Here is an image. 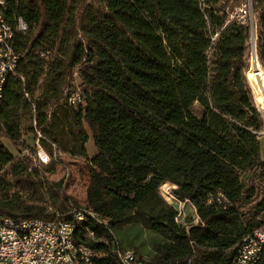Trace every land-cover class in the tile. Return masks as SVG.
<instances>
[{
  "label": "trees",
  "instance_id": "16d2710c",
  "mask_svg": "<svg viewBox=\"0 0 264 264\" xmlns=\"http://www.w3.org/2000/svg\"><path fill=\"white\" fill-rule=\"evenodd\" d=\"M227 2L10 3L7 16H21L33 28L15 38L24 81L9 77L0 98V179H11L10 188H1L10 197H0V215L52 218L38 185V168L29 173L2 138L19 146L27 136L33 140L34 117L47 151L52 142L58 150L84 158L86 124L97 152L89 164L84 207L106 218L108 226L88 220L77 228L78 240L87 242L85 230L90 228L97 238L114 243L111 231L119 234L137 223L160 237L144 264H231L240 239L264 225V158L244 76L247 23L231 19L216 45L212 40L228 20ZM251 4L260 28V62L255 66L264 72V0ZM43 48L54 49V55L45 60L36 52ZM75 68L85 88V106L52 104ZM23 91L35 97L28 101ZM195 103L202 110L199 118L191 111ZM214 118L230 119L228 136L211 125ZM165 181L174 185L172 193ZM216 191L231 206L206 204V197ZM160 194L177 197V202L187 199L204 226L186 228L189 220L177 223L176 209ZM64 199L68 204L60 203L61 212L69 204L80 205L68 195ZM88 244L107 251L97 264H121L108 244ZM255 264H264V249Z\"/></svg>",
  "mask_w": 264,
  "mask_h": 264
},
{
  "label": "built area",
  "instance_id": "2783aa9c",
  "mask_svg": "<svg viewBox=\"0 0 264 264\" xmlns=\"http://www.w3.org/2000/svg\"><path fill=\"white\" fill-rule=\"evenodd\" d=\"M16 2L18 0H0V98L2 97L5 82L9 77H18L22 82L24 81V77L18 72V62L21 54L15 48V38L19 33L26 34L33 28V25L29 24L21 16H15L12 19L7 16L10 3ZM249 5L251 6V1H249ZM242 12L246 14V10L243 9ZM252 16H254L253 12ZM253 31L254 21L250 25V33ZM214 39L215 36L212 37V40ZM36 52L45 58V60H48L54 55L55 50L43 48L36 50ZM253 52L257 58L255 41H251V55ZM244 76L252 102L256 107L253 87L245 72ZM23 95L28 101H31L33 96L24 91ZM52 104L77 109L85 106L86 97L79 85L70 79ZM34 110L35 105L32 103V112ZM31 126L35 130V136L32 140L35 146V153L31 165L26 166L29 173H32L33 167L42 168L49 165L53 159L63 160L67 156L82 158L58 150L52 142H50L51 152L47 151L42 146V140L45 138L37 130L36 119L34 117L31 120ZM258 133L260 134L262 131ZM22 142L24 141L22 140ZM89 157L86 155L84 159L91 165V158ZM186 204H189L193 211V215L187 222L186 228L191 226L203 227L204 222L197 215L196 208L187 199ZM206 204H213L223 208L231 206V203L224 197L221 191L209 194L206 197ZM81 211L94 212L82 205L74 206L69 204L64 212H51L52 218L50 219H17L3 215V222H0V260H2V264H97L95 263V258H93V250L95 248L88 244V241H93L91 235L85 231L87 242L78 240L76 235V231L82 225V223H77V216ZM96 216L98 224H101L104 228V224L108 220L100 217L97 213ZM183 218H185V210L181 213V217H175V221L180 223ZM16 227H26L27 237L16 235ZM108 240L110 239L108 238ZM108 240L104 239V243L109 245L111 253L115 255L117 260H120L121 264H144L143 259L138 257L137 254L126 255V253L121 252L119 245L111 243ZM263 249L264 225L250 231L240 239L231 264H255L261 257ZM106 256L107 251L102 248V257Z\"/></svg>",
  "mask_w": 264,
  "mask_h": 264
},
{
  "label": "rangeland",
  "instance_id": "374dc122",
  "mask_svg": "<svg viewBox=\"0 0 264 264\" xmlns=\"http://www.w3.org/2000/svg\"><path fill=\"white\" fill-rule=\"evenodd\" d=\"M87 1H91V0H87ZM249 1L251 0L240 1V2L235 0L234 1L228 0L227 7H225V9L228 12V18H227L228 20L224 23L222 29L217 30L218 34L217 32L214 34L215 39L213 40V44L216 45V43L218 42L217 35H221L227 32V30L229 29V22H228L229 20L239 17V18H243V20L247 23L248 40H247V49H246V63L244 69H246L245 73L247 75V72L250 68L249 66L252 67L251 68L252 70H249V78L252 83L251 85H253L252 87L254 88L253 89L254 98L256 100L257 108L254 105L253 106L256 110L258 122L260 125V130L258 132L262 131V133L260 134L258 133V135L261 139V145H260V150L262 152L261 156L264 157V73L263 70L261 69L257 70L255 66L258 57L257 58L255 57L254 52L251 55V41L252 42L255 41L257 47L260 28H259L257 13L253 11L252 4L251 6L249 5ZM95 4L100 6L98 1H96ZM243 9L246 10V14H243L242 12ZM252 12L254 16H252ZM253 21H254V31L250 33V25H252ZM255 70H257V73H255ZM70 79H72L74 83L79 85L82 92H85L84 86L81 85V79L79 77L77 68H75V72L72 73ZM258 101L261 106L258 104ZM191 111L198 118L201 117L202 115V110L198 103H195L192 106ZM213 115L214 114H210L209 117L213 118L214 117ZM210 123L222 135L228 136L232 131L233 126L229 118H226V120H221V119L219 120L214 118L211 119ZM244 123H247V121H244ZM84 127L88 134V141L85 143V150H86V154L90 156L89 158L92 159L94 154H96L97 150L93 143L89 127L86 124L84 125ZM2 141L5 144V146L8 148V150L12 153L14 158L23 159L24 162L26 163V166L31 165L35 153V146L33 144L31 137L28 136L25 137L23 145L20 146L14 144L6 137H3ZM8 170L9 169L5 167V171L8 172ZM38 170H39L38 175L42 177V182H38V185L43 193L44 201H45L44 203L46 204L48 211L50 213L53 211L61 212L59 207L61 202L64 203L63 205L65 206L66 204H68V201H65L64 199V195L70 196L72 199H75L80 205L84 206L83 200L85 199V195H86L85 191H86V186L88 183V175H89V163L84 158H78V157L73 158L67 156L63 160L53 159L49 165L42 168H38ZM4 179H5L4 182L3 180L0 179V183H1L0 197L3 200L6 199L8 200L10 194L5 195V192L4 191L2 192L1 188H5L6 186L10 188L11 179L9 175H5ZM163 184L171 192L170 188H172L173 184L169 181H165ZM262 186L264 187V182H262ZM9 193H10V189H9ZM161 196L168 204L172 205L176 209L177 212L175 217H181V213H183V211L185 210V218H183L182 222L180 223H184V221L186 222L191 219L193 215L192 214L193 211L189 204H186V202L183 203V201L181 200L182 204L179 206L176 200L177 197L174 196L175 198H173V197H165L163 195ZM54 201H56V204L54 203ZM66 209L64 211H66ZM111 233L115 242L117 241L116 244L119 245V247L121 248V251L133 250L138 255V257L142 259H146L154 253V248H155L154 244L157 240H160V237L156 233L141 227L137 223H132L124 226L119 234L118 232H116L115 234L114 231H111ZM95 238H97L96 235ZM97 239L98 240L95 241H104V239L101 238H97Z\"/></svg>",
  "mask_w": 264,
  "mask_h": 264
},
{
  "label": "bare ground",
  "instance_id": "6f19581e",
  "mask_svg": "<svg viewBox=\"0 0 264 264\" xmlns=\"http://www.w3.org/2000/svg\"><path fill=\"white\" fill-rule=\"evenodd\" d=\"M255 73H257V70H255ZM186 202V200L183 201V203ZM179 206L182 204L181 201H178ZM178 206V207H179ZM93 221L94 223L98 224L97 221V216L94 212L91 211H81L80 214H78L77 216V223H84L87 221ZM0 222H3V216L0 215ZM101 225V224H99ZM105 227H107V222H105L104 224ZM89 235H91V237L93 238V241L98 240L97 238H95V234L93 232L92 229L90 228H86L85 230ZM16 235H19V237H27V230L26 227H16ZM114 243L116 244L114 238H113ZM104 242V241H102ZM117 245V244H116ZM122 253H126V255H136V253L133 250H125V251H121ZM93 258H95V263H97L98 260H100L102 257V250H98V249H94L93 250ZM0 264H2V260H0Z\"/></svg>",
  "mask_w": 264,
  "mask_h": 264
},
{
  "label": "crops",
  "instance_id": "0c3cea01",
  "mask_svg": "<svg viewBox=\"0 0 264 264\" xmlns=\"http://www.w3.org/2000/svg\"><path fill=\"white\" fill-rule=\"evenodd\" d=\"M263 73H264V72H263ZM213 112H216V111L213 110ZM94 155H95V154H94ZM263 158H264V157H263ZM172 187H174V185H172ZM170 190H171V188H170ZM83 201L85 202V199H84Z\"/></svg>",
  "mask_w": 264,
  "mask_h": 264
}]
</instances>
